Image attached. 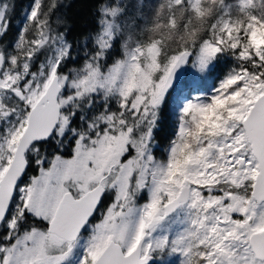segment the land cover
Segmentation results:
<instances>
[{
    "label": "snow or ice",
    "instance_id": "6c2138e0",
    "mask_svg": "<svg viewBox=\"0 0 264 264\" xmlns=\"http://www.w3.org/2000/svg\"><path fill=\"white\" fill-rule=\"evenodd\" d=\"M65 7L0 0V264H264V0Z\"/></svg>",
    "mask_w": 264,
    "mask_h": 264
},
{
    "label": "trees",
    "instance_id": "16d2710c",
    "mask_svg": "<svg viewBox=\"0 0 264 264\" xmlns=\"http://www.w3.org/2000/svg\"><path fill=\"white\" fill-rule=\"evenodd\" d=\"M15 3L27 5L28 0H15ZM63 3L66 7L62 11L72 22L77 33L92 26L96 0H63Z\"/></svg>",
    "mask_w": 264,
    "mask_h": 264
}]
</instances>
